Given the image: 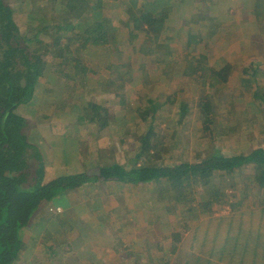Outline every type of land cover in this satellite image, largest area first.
<instances>
[{"label": "rangeland", "instance_id": "1", "mask_svg": "<svg viewBox=\"0 0 264 264\" xmlns=\"http://www.w3.org/2000/svg\"><path fill=\"white\" fill-rule=\"evenodd\" d=\"M7 2L16 8V28L22 31L43 19L53 21L41 39L62 51L68 38L74 54L70 64L61 67L60 61L45 59L48 66L36 84L34 110L26 115L25 133L38 150L32 151L37 152L38 160L32 158L35 155L30 157L29 169L32 173L42 164L46 182V177L84 170L91 173L93 166L112 163L129 169L140 149L146 166L192 163L209 146L211 136L216 149L225 156L264 147V106L258 100L264 97V0H96L99 16H91L90 24L74 29L54 0ZM136 8H145L164 22L158 36L136 37L138 43L127 47L133 22L129 12ZM95 29L106 31L95 38L101 44L92 39ZM225 64L230 66L227 80L218 82L210 72ZM116 71L124 74L122 89L110 94L105 91L108 80L117 85L120 82ZM208 102L214 109L204 112L201 103ZM41 103L48 106L43 112L38 110ZM94 107L106 125L103 129L84 121ZM152 107L154 118L149 112ZM208 121L213 125L205 130ZM95 184L101 193L89 198L81 194L82 202L102 205L106 204L103 196H112L118 206L112 220L121 223L123 214L131 218L121 227L91 221L96 232L103 230L111 241L101 243L107 250L102 259L87 264L142 263L145 255L150 256L147 249L155 250L157 244L161 253H155L161 256L163 247L169 246L171 230L181 231L179 224L184 222L175 215V208L172 212L164 209L174 199L158 195L153 183L124 186L123 195L113 181ZM210 186L221 188L223 194L220 205L213 208V218L242 213L247 222L251 213L255 222L257 212L264 207L263 189L256 186L253 170H245L240 178L215 174ZM48 205L52 218L46 225L50 227L61 221L64 207L57 206L61 211L54 213L56 207ZM194 214L198 217L188 223L189 230L182 233L179 245L184 258L198 253L197 248L192 249L194 227L203 229L211 217L197 210ZM40 218L33 221V230L24 229L27 237L36 236L34 227ZM164 222L166 227L161 224ZM23 241V260L44 258L46 252L32 247L26 237ZM91 242L96 245L95 240ZM171 258L174 261L173 254Z\"/></svg>", "mask_w": 264, "mask_h": 264}, {"label": "trees", "instance_id": "2", "mask_svg": "<svg viewBox=\"0 0 264 264\" xmlns=\"http://www.w3.org/2000/svg\"><path fill=\"white\" fill-rule=\"evenodd\" d=\"M54 1L72 29L82 24H90L88 21L91 16H99L100 7L96 5V0ZM31 5L34 8V4ZM15 14L14 6L7 0H0V264H81L71 247L77 235L76 230L65 222H57L48 227L46 224L51 221L48 204L60 194L83 185L106 181L119 182L123 186L153 183L158 195L174 199L173 205L167 206L166 210L170 211L175 207V215L181 217L184 223L179 224L181 231L172 232L170 235L171 254L178 248L182 233L189 230L188 223L198 217V214L193 215L194 210L211 216L206 220L203 229L200 225L195 226L192 249L197 248L198 253L177 264H264V207L257 212L255 222L252 221L251 213L247 222L244 221L242 213L238 216L213 218L216 211L213 208L220 205L223 194L221 188L210 186V180L215 174L225 177L237 175L240 178L245 170L250 169L253 170L256 186L263 189L261 194L264 199V147H257L246 154L239 152L225 156L216 149L211 136L208 141L209 148L201 151L198 159L192 163L161 162L156 166H146L141 159L144 151L140 149L129 169L115 163L93 166L91 173L84 170L47 182L42 164L30 172L29 158L35 155L32 158L38 160V157L37 152H32L37 150L36 146L29 142L25 133L28 124L26 115L34 110L33 102L37 100L36 84L48 66L45 59L51 57L54 63L60 61L61 67L70 64V58L74 54L68 45V38L63 41L62 51L58 47L51 48L41 39L42 33L53 21L43 19L39 24L21 31L14 25ZM129 15L133 22L127 47H134L138 43L136 37L145 38L150 34L158 36L160 33L164 21L156 18L154 13L140 8L130 11ZM195 23L198 25L200 22ZM105 32V29H95L92 34L93 41ZM114 58L112 56V60ZM55 66L56 64L52 71ZM229 67L225 64L219 70L211 71L210 75L218 82H226ZM196 72L197 69L194 74ZM115 75L120 82L117 85L112 79L108 80L105 89L107 93L114 94L122 89L124 74L116 71ZM46 99L42 98L45 104L48 103ZM262 99L264 97L259 96L258 100L264 106ZM43 103L38 105V110L42 112L48 107L43 106ZM201 106L204 112L214 109L209 102L201 103ZM149 112L154 118L155 108L152 107ZM146 113L147 109L144 115ZM99 118L100 113L94 107L91 114L84 116V121L95 122L99 129H103L106 125ZM212 125V122H205L204 129L210 130ZM154 151L157 150L154 148ZM146 152L148 154L147 150ZM196 196L199 197L198 200ZM39 217V223L34 227L36 236L27 237L24 229H31L33 221ZM25 237L32 247L38 246L46 252L43 259L29 262L23 260ZM143 260L142 264H151L150 256L145 255Z\"/></svg>", "mask_w": 264, "mask_h": 264}, {"label": "crops", "instance_id": "3", "mask_svg": "<svg viewBox=\"0 0 264 264\" xmlns=\"http://www.w3.org/2000/svg\"><path fill=\"white\" fill-rule=\"evenodd\" d=\"M61 176H68V175L62 174V175L53 177V179L61 177ZM46 178H47V181L52 180L48 177ZM113 183L115 187H118L120 195L121 194L123 195L126 193L123 191L124 186L121 183L119 182H113ZM97 187L98 185L95 183L83 185L82 187L78 189L58 195V197H56L50 202L51 207L52 206L53 207H57V206L64 207V210L62 211L61 218H60L61 221H59L58 223H62V222L69 223L76 230L77 235L75 236V239L71 243V247L73 250L72 252L75 251L74 253H76L79 261L83 264L96 261L100 258L102 259V257L106 255L105 253L107 252V250L105 249V246H101L103 245L101 243L109 239L111 241V237L106 236L103 230L100 231L99 229H97L98 232H96L95 226L91 224L92 220L95 222H98L97 224H100L101 226L102 224L111 223L112 226H116L120 224V227H121L123 223H126V222L128 223V218H131L129 214L120 215V218L122 219V222H121L122 224L118 222L117 219L112 220L113 217L116 218L115 210L118 207L115 202L116 199L112 196H106V197L103 196L101 200L104 199L103 202H105L106 204H102V205L96 204L95 206H89L88 201L82 202L80 200L81 194H83V196L87 198H89L90 196L94 194L95 195L100 194L101 189ZM81 188L82 190L79 191ZM104 192L109 193L111 192V189L105 190ZM108 199H111V200H108ZM133 204L134 206H136V203H133ZM169 205H173V202L169 203L168 206ZM70 206H72L73 208L71 209ZM166 207L167 206L164 207L166 212H172L173 209L175 208V207H172L170 211H167ZM161 224H163V227H166V222L161 223ZM171 231L177 232L178 230L176 231L171 230ZM170 238H168L169 246L163 247V254L161 255L162 257L156 254V253H161V247L158 246L157 244L154 247L155 250L147 249V251H149L150 253L149 255L151 258V264H164V263L165 264H177V263L182 262L185 259L184 257H182L181 254H179V245H180L179 243L178 248L176 249L175 253L174 254L172 253L175 258L174 261H172V258H171L172 254L169 253L170 248H171ZM91 240L92 241L95 240L96 245H93L94 243L91 242ZM180 241H181V238H180ZM38 249L40 250V248ZM40 251L43 252V250H40ZM188 256H186V258ZM139 264H142V263H139Z\"/></svg>", "mask_w": 264, "mask_h": 264}, {"label": "built area", "instance_id": "4", "mask_svg": "<svg viewBox=\"0 0 264 264\" xmlns=\"http://www.w3.org/2000/svg\"><path fill=\"white\" fill-rule=\"evenodd\" d=\"M53 211L56 213H59L61 210H60V208L56 207Z\"/></svg>", "mask_w": 264, "mask_h": 264}]
</instances>
